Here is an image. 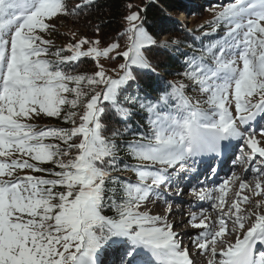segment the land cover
<instances>
[{"label": "snow or ice", "instance_id": "snow-or-ice-1", "mask_svg": "<svg viewBox=\"0 0 264 264\" xmlns=\"http://www.w3.org/2000/svg\"><path fill=\"white\" fill-rule=\"evenodd\" d=\"M94 2L70 9L66 0H0V264H194L190 249L207 254L206 264H264V159L252 166L264 158L253 127L264 118V0L222 4L205 35L223 34L183 60L179 75L189 83L170 81L155 96L139 86L138 70L154 72L151 50L179 41L158 43L143 9L129 11L103 48L84 37L54 49L45 38L53 20ZM119 37L127 38L123 50ZM100 57L123 62L109 72ZM81 58L97 70L76 71ZM141 114L147 127L130 123ZM41 116L63 124L38 127L32 121ZM234 147V163L246 164L254 183L233 172L215 188L193 187L212 212L189 211L198 231L183 245L168 187L190 181L181 173L202 183V166L206 179L216 176L209 160ZM121 151L134 163H122ZM129 170L135 180L119 175ZM159 200L166 207L154 214L148 206Z\"/></svg>", "mask_w": 264, "mask_h": 264}, {"label": "trees", "instance_id": "trees-1", "mask_svg": "<svg viewBox=\"0 0 264 264\" xmlns=\"http://www.w3.org/2000/svg\"><path fill=\"white\" fill-rule=\"evenodd\" d=\"M81 2L82 0H75L74 3H70L67 6L71 9L77 3ZM227 2H231V0H95L93 4L83 8L78 15L62 17L68 21H74L77 24L85 26L88 36L94 33L93 29L96 30L99 28L98 33L101 40L105 43H111L118 38V33H121L125 27L124 17L130 11L127 5H135L136 7L132 9H138V11L143 9L140 14L144 18V24L158 43L160 41H167L170 44L173 38L179 41L175 46L166 48L154 47L151 50L148 55L154 72L149 70H138L139 75L137 82L139 86L144 92L151 93L155 96L158 95L156 90H164L165 86L170 81L183 80L185 83H189L179 75V73L184 70L183 60L185 56L190 55L193 49L199 50L208 45L210 41L215 40L217 35H219H205V33H210L209 26H205L203 30H187L180 21L179 14L182 13L189 18L204 19L207 14V9L213 6H222V4ZM212 19L213 17L210 20ZM59 34L60 38L58 39L63 38L64 33ZM55 37L57 38V36ZM119 40L121 46H126V37H119ZM189 45L192 47L189 48ZM57 47L66 46L60 44L54 46V49ZM94 63L95 61L92 58H81V61L78 62L76 71L91 74L97 70L94 67ZM136 87L137 83H132L129 90L135 91ZM187 94L194 98H201V96L191 88L187 90ZM36 121H38L35 122L38 127L63 124L61 120L46 118L44 116L39 117ZM106 122L110 124L116 123L117 127H122V125L113 121L111 117H108ZM131 122H138L147 127L146 117L143 114L134 115L130 123ZM126 138L131 139L132 137L129 135ZM119 155L122 158V163H134L124 151H121ZM119 175L135 180V174L130 170L121 172ZM105 214L111 215L112 213L106 212Z\"/></svg>", "mask_w": 264, "mask_h": 264}, {"label": "rangeland", "instance_id": "rangeland-1", "mask_svg": "<svg viewBox=\"0 0 264 264\" xmlns=\"http://www.w3.org/2000/svg\"><path fill=\"white\" fill-rule=\"evenodd\" d=\"M75 0H66V3L67 5L70 4V3H74ZM219 5L218 6H213L211 7L210 9H205L207 14H206V17L204 19H195L193 17L189 18L187 17L186 15L184 14H179V19L180 21L184 24V27L187 29V30H192V29H196V30H203V28L205 26H209V22L211 21L210 19L212 17H214L215 15V12L219 10ZM130 11H138V9H132ZM54 25H55V28L50 30V32L48 34L45 35V38L46 39H50L53 41V45L54 46H58L60 44H63L64 46H67L68 43H75L76 41H79L81 38H84V37H87L88 39L90 40H99L100 41V44H99V47L100 48H103L105 46H107V44H109L110 42H103L101 40V37L99 35V33L93 29V32L92 34H90V36L87 35V29L85 26H82L81 24H77L76 22L74 21H68L66 20L64 17H60L59 19H55L53 20L52 22ZM203 25V27H201ZM146 27V26H145ZM206 31V30H204ZM59 33H64V36L63 38L61 39H58L60 38V34ZM57 36V38L55 37ZM102 41V42H101ZM107 41V40H106ZM125 47V46H124ZM123 46H121V50H123L124 48ZM83 50H86L87 49V45H84L82 46ZM100 60V63L101 64H104L105 68L110 72L111 70V67H115L116 65H118L119 63L123 62L122 58H117V60L112 63L110 62V60L108 58H105V57H100L99 58ZM197 94H199L198 91H196ZM200 95V94H199ZM202 98V97H201ZM258 99V97H253V101L255 102V100ZM232 108H233V111H234V102L232 104ZM258 119H260L259 123L258 122H254V125L253 127L255 128V131H256V134H257V139L261 141V144L262 146H264V137H262L260 135V129L261 128H264V118H261V117H257ZM33 123L35 122H38L36 121V119H34L32 121ZM258 123V125H256ZM238 148V147H237ZM261 159H264V158H260L259 156H257L253 162V167H259L260 164V160ZM238 166L240 165V163H236ZM247 166V165H246ZM240 168L242 169V167L240 166ZM246 168V167H245ZM30 170H24V172H20L19 174L20 175H23L25 174V172H28ZM243 171H245V169H243ZM248 171H250L251 173H253L251 171V169H249ZM224 172V171H223ZM222 172V173H223ZM236 173V170L234 171ZM233 172H231L232 174ZM188 176H189V173H187ZM228 174V173H227ZM227 174H225L227 176ZM184 175H186L184 173ZM223 174H221L219 176V179L222 177V176H225ZM183 176V175H182ZM225 176V177H226ZM224 177V178H225ZM198 179H201L200 176H198ZM223 179V178H221ZM187 180V179H185ZM252 180H253V177H252ZM191 183H194L196 184L197 183V178L195 177L194 179H191L190 181ZM178 184H172V189L170 187H168L167 189V192L171 191L170 194H167L168 196H170L171 194H175L174 191H172L174 188H180V195H182V197L180 199L177 200L176 203H172V207L176 204L177 206H179V204H182V202L185 200V198H190L191 199V196H192V193L191 191H189L191 193V196L190 197H186V194L188 193V189H183L181 186L178 187L177 186ZM200 186H202L201 184H199ZM174 186V187H173ZM192 186V185H191ZM195 187V186H192L191 188H189V190H192V188ZM205 187V186H204ZM183 190V191H182ZM187 191V192H186ZM246 194H249V193H246ZM254 200L255 199H262L261 197H254L253 198ZM198 201V200H197ZM163 205V206H162ZM175 205V206H176ZM152 212L155 214V213H159L164 207H166V205L164 204L163 200H159L156 204H149L148 206ZM185 214H178V215H175L174 217H182L184 216ZM185 225H184V228L185 227H188L190 226L189 223L187 222V220L185 222H183ZM182 223V224H183ZM180 228V229H179ZM183 228L180 227V224H174V230L177 231L178 233L180 232L179 230H182ZM182 240V239H181ZM189 237L185 240H182L183 242V245L187 246L189 244ZM219 246V245H218ZM217 246V247H218ZM208 259V255L206 254V258H204L203 262H201L200 264H205L206 260Z\"/></svg>", "mask_w": 264, "mask_h": 264}, {"label": "bare ground", "instance_id": "bare-ground-1", "mask_svg": "<svg viewBox=\"0 0 264 264\" xmlns=\"http://www.w3.org/2000/svg\"><path fill=\"white\" fill-rule=\"evenodd\" d=\"M236 149L238 150V148L236 147ZM239 151V150H238ZM239 164V162H238ZM237 165V164H235ZM240 166L242 167V169L240 168ZM235 167V166H234ZM246 167V164H242L240 163V165L236 166V174L241 176L242 178H246L247 180L251 181L254 183V181L252 180V177L254 176L253 173H251L250 171H243V169H245ZM223 174V173H222ZM182 175V173H181ZM231 173H228L226 177L230 176ZM225 176H222L221 178L224 179ZM225 177V178H226ZM217 179V184L222 180V179ZM179 180V179H178ZM175 184H178L177 186L178 187H182L183 189H188V193H190L189 191H191L192 193V190H189V188H191L192 186H195L196 188L198 187L201 188V187H204L203 186V183H197V184H194V185H189L188 183H182V182H178V183H175ZM199 184H201L202 186H200ZM174 187V186H173ZM239 188V182L237 181L233 186H232V191H230L228 193V202L231 203V200L234 199V192L236 190H238ZM193 189V188H192ZM172 191L175 192V194H171L170 196L167 195V198L169 199V201L171 203H176L178 199H180L182 197V195H180V188H174ZM179 191V195H177L176 193ZM183 191V190H182ZM187 192V191H186ZM190 193V195H191ZM248 193L247 191H245L244 194ZM190 197V196H189ZM211 201H207L205 200L204 202L203 201H197L196 200V197L192 194L191 196V199L190 198H187L186 200H184L182 202V204H179V206H176L174 205L173 206V212L169 214V219L170 220H173L174 221V224H180V227H182L183 229L182 230H179V234H180V239L182 240H185L189 237V239L194 236L196 234V232L198 231L197 229H194L192 228L191 226H188V227H185L184 228V223L186 220L188 222V213L189 211H193V212H197L199 213L201 208H205V209H208V211L211 213L212 212V209H211ZM163 206V205H162ZM227 210V209H225ZM178 214H185L184 216L182 217H174L175 215H178ZM213 215H215L213 213ZM181 221H183L181 223ZM180 229V228H179ZM190 255L193 256L194 258V264H200L201 262H203L204 258H206V254L201 256V255H197L194 250L190 249ZM207 262V260H206ZM205 262V264H206Z\"/></svg>", "mask_w": 264, "mask_h": 264}]
</instances>
